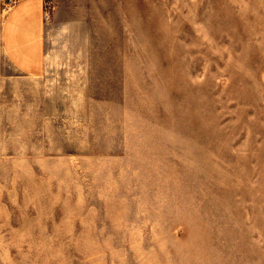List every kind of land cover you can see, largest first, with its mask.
Masks as SVG:
<instances>
[{"label":"rangeland","instance_id":"374dc122","mask_svg":"<svg viewBox=\"0 0 264 264\" xmlns=\"http://www.w3.org/2000/svg\"><path fill=\"white\" fill-rule=\"evenodd\" d=\"M77 1L0 77V264H264V0Z\"/></svg>","mask_w":264,"mask_h":264},{"label":"crops","instance_id":"0c3cea01","mask_svg":"<svg viewBox=\"0 0 264 264\" xmlns=\"http://www.w3.org/2000/svg\"><path fill=\"white\" fill-rule=\"evenodd\" d=\"M0 0V77L13 72L40 77L64 60L78 57L63 54V47L82 42L81 23L92 16L77 12V0H54L49 13L46 0H14L6 4ZM91 20V21H92ZM64 58V59H63ZM10 68L13 72L5 70Z\"/></svg>","mask_w":264,"mask_h":264},{"label":"built area","instance_id":"2783aa9c","mask_svg":"<svg viewBox=\"0 0 264 264\" xmlns=\"http://www.w3.org/2000/svg\"><path fill=\"white\" fill-rule=\"evenodd\" d=\"M46 5H48V4H46Z\"/></svg>","mask_w":264,"mask_h":264}]
</instances>
